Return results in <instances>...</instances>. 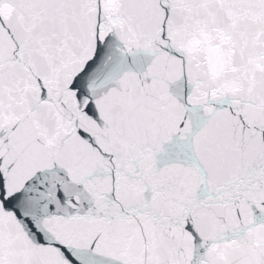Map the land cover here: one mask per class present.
Here are the masks:
<instances>
[{
  "label": "snow or ice",
  "instance_id": "6c2138e0",
  "mask_svg": "<svg viewBox=\"0 0 264 264\" xmlns=\"http://www.w3.org/2000/svg\"><path fill=\"white\" fill-rule=\"evenodd\" d=\"M0 264H264V0H0Z\"/></svg>",
  "mask_w": 264,
  "mask_h": 264
}]
</instances>
